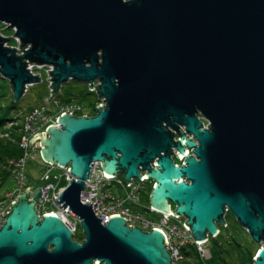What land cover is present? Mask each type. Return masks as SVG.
I'll return each instance as SVG.
<instances>
[{
  "label": "water",
  "instance_id": "1",
  "mask_svg": "<svg viewBox=\"0 0 264 264\" xmlns=\"http://www.w3.org/2000/svg\"><path fill=\"white\" fill-rule=\"evenodd\" d=\"M0 22L16 29L22 51L0 35L14 102L40 81L27 62L53 66L44 102L69 80L103 99L96 114L63 113L29 140L73 176L56 201L81 217L82 246L58 215H39L41 188L26 187L3 215L0 264H179L165 230L120 214L104 224L82 202L95 161L129 184L146 170L156 180L151 207L184 214L198 241L217 236L229 207L262 245L254 264H264V0H0Z\"/></svg>",
  "mask_w": 264,
  "mask_h": 264
},
{
  "label": "built area",
  "instance_id": "2",
  "mask_svg": "<svg viewBox=\"0 0 264 264\" xmlns=\"http://www.w3.org/2000/svg\"><path fill=\"white\" fill-rule=\"evenodd\" d=\"M15 39L17 41V45L15 48L16 50H19L20 53H22L19 48V38L15 36ZM27 48L28 47H26L25 49ZM27 65L28 66H26V68L29 69V72L32 75H39L40 81L42 71H44L47 76L46 80L52 78V76L49 74V71L53 69L52 65H37L32 63L30 64L29 62H27ZM38 68H42V70L39 72ZM47 82L49 88V95L47 97L48 99L51 96L50 91H52L53 88L49 87V85L52 83V80H47ZM94 85L97 84L95 83ZM29 86L30 85H25L24 93L28 91ZM91 89L96 90L98 92V89L96 87H92ZM55 98L56 97H52L49 103L43 102V104H41L40 106L34 107L30 111H28L23 117V134L18 140V145L21 149L22 154L16 160H12V164L10 165L12 168L11 172L13 176H15L21 184L20 191L28 187L25 183L26 175L24 171L27 161L36 160V156L39 154L40 150V144L38 139L33 141L31 143V146H29V140L32 138V136H34L38 132H45L46 128L50 124H55L56 118L62 115L63 113L75 115L76 111V115L78 116H90L88 114L89 112L87 110V106L83 104L84 102L74 100L75 103L74 101L60 103L58 101H55ZM52 102L54 103V108L52 109V111L46 110L47 106L48 109H50L49 107ZM101 102H103V99ZM101 102L99 103V105L101 104ZM202 118L204 119V116ZM208 124L209 122L204 119L203 125L205 127H208ZM181 131L186 132V126H181ZM187 135L191 138H194L191 133H187ZM176 137L177 139H180V136ZM177 152L178 150L175 147L174 153ZM188 152L193 153L192 148H189ZM185 158L186 157L183 155V158L179 159L180 161H178V158L175 159V163L184 164ZM45 164L47 170L41 178V180L43 181V184L40 187L42 191V201L40 204H37L38 213L40 216L45 213L58 215L60 219L71 230L73 236H75L77 232V226L81 221V217H76L75 214L69 210V206H65L63 208V206H61L56 201L60 196V191L58 189H62L67 184H69V181L73 178V176L69 173L68 167L61 168L63 170V173L58 177L50 175V170L54 169L57 165H50L47 163ZM101 164V161H95L92 164L93 174L89 179H86L87 184L83 191V194L81 195V200L84 203H90V201L94 202V212H96L97 216L102 217L101 220L104 224L108 223L111 214H120L127 219V224L130 226H140L145 231L157 227L165 230L166 239H168L167 249L171 251L170 253L172 255V258L177 261V263H180V261L186 259L190 260V258L184 253V247L187 248L190 244L194 245V247L196 248V253L199 258L205 261L210 260L212 255V248L206 246L209 240H196L192 233V228L190 226L187 227L185 225L186 221H188V218H186L184 214H178L177 216L170 213L166 214L158 210L156 211L150 205L149 209L153 210L156 213H159L158 219H150L145 218L143 213L137 211L135 212V210H133L132 204L135 207L143 206L141 204V192H145V188L149 181V177L146 174V170L141 172L142 176H144L143 179L135 177L132 179L134 183L129 184L130 180H127L126 178L123 179L121 177V173H116L111 176V174H108V172L103 171L101 168ZM152 165H156L155 161ZM155 181L152 184L153 187L155 185ZM30 188L32 191L33 188ZM116 188L127 190L128 192L125 196H123L121 193L118 192V190H116ZM16 198V193L8 192V194H6V199L0 203V226L4 222L5 216L3 215L9 213L10 203L16 200ZM173 210L176 211L175 208H173ZM228 210L229 207L226 209V214L228 213ZM226 227H228V223ZM221 229L222 228L219 229L217 236L219 235ZM210 235L211 234L209 233V239H211Z\"/></svg>",
  "mask_w": 264,
  "mask_h": 264
},
{
  "label": "trees",
  "instance_id": "3",
  "mask_svg": "<svg viewBox=\"0 0 264 264\" xmlns=\"http://www.w3.org/2000/svg\"><path fill=\"white\" fill-rule=\"evenodd\" d=\"M0 80H5L0 75ZM77 81V80H75ZM71 82V80H69ZM9 82L6 84L0 83V130L6 133V136L0 137V187L4 182L13 175L10 171L9 161L16 160L21 156V149L18 145V140L23 134L22 124L24 115L33 109L34 107H28V111L23 115L19 113V102L13 101V94L10 90ZM63 86L60 89V95L55 98V101L60 103L70 102L77 99L88 98L91 93L97 94L96 90H92L87 84L85 88H81L79 93L65 90L63 92ZM11 92V93H10ZM10 94V96H9ZM102 101L100 98H95L91 102L94 109L97 110V105ZM51 108V107H49ZM52 110V109H49ZM4 198L0 195V201ZM246 233V227L243 228ZM212 255L210 260L203 261L198 257L196 248L190 244L189 247H184V253L190 258V260L180 261L179 264H254V258L262 245H258L250 236V241H243L235 234L226 235L222 232L219 235L213 236Z\"/></svg>",
  "mask_w": 264,
  "mask_h": 264
},
{
  "label": "rangeland",
  "instance_id": "4",
  "mask_svg": "<svg viewBox=\"0 0 264 264\" xmlns=\"http://www.w3.org/2000/svg\"><path fill=\"white\" fill-rule=\"evenodd\" d=\"M15 31L16 29H10L9 25L7 23L4 22H0V35L9 38L10 40L8 42L5 43V46H9V47H16L17 45V41L15 39ZM16 54H21L19 52V50H16ZM39 72L42 70V68H38ZM46 74L44 71H42V75H41V81H38L36 83H33L32 85L29 86V89L26 93H24V95L17 101L19 102V106L20 108L19 113L20 115H23L24 113H26L28 111V107H38L41 104H43V100L47 99L48 95H49V88H48V82L46 80ZM6 81L8 82V80H0L1 84H6ZM101 80L97 81L96 80V84L98 85L100 83ZM87 85V82H82V81H75L74 83L71 80V82H66L63 83V92H65V90L68 91H74L79 93L81 88H85V86ZM90 85V84H89ZM11 90V89H10ZM12 91V90H11ZM11 93V92H10ZM10 96V94H9ZM99 98L97 94L95 93H91L88 98L82 99L84 102L83 104H85L87 106V110H88V114L94 115L98 112V110L94 109L93 106L91 105V102L95 100V98ZM43 99V100H42ZM77 100V99H75ZM78 101V100H77ZM80 102V101H79ZM50 109L54 108V103L52 102L50 104ZM1 136H6V133H3L2 130H0V137ZM178 161H180L178 159ZM12 161H9V164L11 165ZM11 168V166H10ZM12 169V168H11ZM47 167L46 164L41 160L39 154L36 156V160H28L27 164L25 166V175H26V179H25V183L28 187H32L33 189L37 188V187H41L43 184V181L41 180L42 176L46 173ZM11 171V170H10ZM50 175L53 176H60L63 173V170L61 168H59L58 166H56L54 169L50 170ZM121 177L124 179L125 176L121 174ZM155 180H153L152 178H149L148 184L145 188V192H141V204L143 206H138L135 207L132 204L133 210H135V212H141L143 213L145 218H154V219H158L159 218V213L154 212L153 210L149 209L150 203H151V199H150V194L151 192L154 190L153 189V182ZM21 188V184L19 183L18 179L11 175L5 182L4 184L0 187V195L5 196L6 194H8V192H12V193H16L18 194ZM116 190H118L119 193H121L123 196H125L127 194V190H122L119 188H116ZM171 205L173 208L177 209L174 202L170 201ZM146 207V208H144ZM36 209H38V206H36ZM226 221L228 223V227L220 224L221 226V232L229 235V234H235L236 236H238L239 238L241 237V239H243V241H250V235L249 233H246L245 230L243 228H245L243 225L240 224V222L237 221L236 215L233 214L232 211H228V213L226 214ZM82 223L81 225L78 224L77 226V232L76 235L73 236V239H78L79 241L84 240L85 238V233H84V229L82 227ZM82 233V236H81ZM211 239H209V241L207 242L206 246L207 247H211L213 246V240L214 237L212 235H210ZM258 244V243H257ZM259 246L261 245L258 244ZM205 261V260H203Z\"/></svg>",
  "mask_w": 264,
  "mask_h": 264
},
{
  "label": "flooded vegetation",
  "instance_id": "5",
  "mask_svg": "<svg viewBox=\"0 0 264 264\" xmlns=\"http://www.w3.org/2000/svg\"><path fill=\"white\" fill-rule=\"evenodd\" d=\"M124 1H126V0H124ZM173 157H175V156H173ZM175 159H177V157H175ZM175 161V160H174ZM24 190V189H23ZM23 190H21V191H23ZM33 190V189H32ZM21 191H19V193L21 192ZM18 193V194H19ZM18 194H16V197H17V195ZM6 199V195L4 196V198L0 201V203L2 202V201H4ZM229 211V210H228ZM220 228H221V226H220ZM221 232V231H220ZM217 237V236H216ZM85 239V238H84ZM71 240H76L78 243H81L82 241H84V240H81V241H79L78 239H73V236H72V238H71ZM52 248V246L51 245H49V250ZM96 261V260H95ZM100 264H105L104 263V261H102V262H99Z\"/></svg>",
  "mask_w": 264,
  "mask_h": 264
}]
</instances>
